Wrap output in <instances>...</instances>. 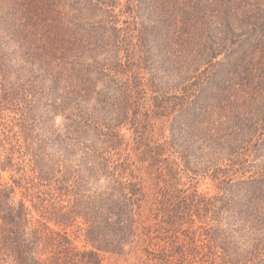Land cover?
Listing matches in <instances>:
<instances>
[{
  "label": "trees",
  "instance_id": "trees-1",
  "mask_svg": "<svg viewBox=\"0 0 264 264\" xmlns=\"http://www.w3.org/2000/svg\"><path fill=\"white\" fill-rule=\"evenodd\" d=\"M0 127V264H264V0H0Z\"/></svg>",
  "mask_w": 264,
  "mask_h": 264
},
{
  "label": "rangeland",
  "instance_id": "rangeland-1",
  "mask_svg": "<svg viewBox=\"0 0 264 264\" xmlns=\"http://www.w3.org/2000/svg\"><path fill=\"white\" fill-rule=\"evenodd\" d=\"M58 125L62 124V118H57L56 120ZM2 127H0V139L2 138ZM18 140H16V138L14 139V142L12 144H7V142H5L4 147H0V152L2 154V158L4 159L8 153H9V149L11 148V146H16L17 148L19 147V142H17ZM15 161L14 164H19L22 167L25 166V171L24 172H20L18 173L16 170L14 171H5L2 172V176L4 181L9 182L10 184H12L13 178L14 179H19L22 176H32V173L30 171L29 168V163L28 160H23L24 158H20L19 155H15ZM199 190L201 192H205V193H209L210 195H215L218 190L216 188V184L214 182H212L210 179H206L205 181H201L199 184ZM23 192L24 190H18V197L19 198H23ZM28 205L32 208L33 210V215L35 220L40 219V213L37 212L34 208H33V204L31 202L28 201ZM77 244L80 246H83L85 243L84 241L81 239L79 241H77ZM106 258H109V256H106ZM109 262L113 263V264H125L124 261L122 259H118L117 258H111L109 259Z\"/></svg>",
  "mask_w": 264,
  "mask_h": 264
}]
</instances>
